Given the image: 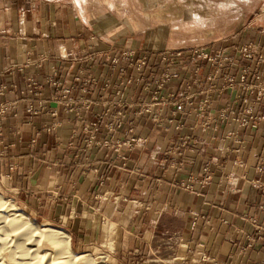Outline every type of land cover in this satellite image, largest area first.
<instances>
[{
    "label": "crops",
    "instance_id": "1",
    "mask_svg": "<svg viewBox=\"0 0 264 264\" xmlns=\"http://www.w3.org/2000/svg\"><path fill=\"white\" fill-rule=\"evenodd\" d=\"M84 8L82 0H0V104L11 107L0 135L1 180L22 205L43 208L38 201L46 200L47 219L62 222L78 249L109 244L114 259L127 264H210L203 254L220 264H264V234L257 232L264 228L257 187L264 183V122L236 120L247 106L243 68L264 78V65L240 58L235 42L194 43L163 92L189 91L190 114L157 105L170 120L164 131L139 111L136 102H149L151 93L134 83V69L123 61L114 71L103 55L119 56L130 41L104 40ZM53 72L58 87L47 81ZM88 76L96 79L90 88L83 85ZM196 79L226 86L212 94L211 115L234 111L206 130L194 111L205 97ZM114 104L125 107L123 118L105 114ZM263 112L256 104L253 115ZM109 124L119 126L114 132ZM136 138L146 141L136 145ZM182 140L189 144L183 156L167 153ZM116 143L123 145L116 150ZM56 192L66 200H53Z\"/></svg>",
    "mask_w": 264,
    "mask_h": 264
},
{
    "label": "rangeland",
    "instance_id": "2",
    "mask_svg": "<svg viewBox=\"0 0 264 264\" xmlns=\"http://www.w3.org/2000/svg\"><path fill=\"white\" fill-rule=\"evenodd\" d=\"M82 2L85 3L84 9L88 26H96L101 31L100 34L104 40L118 38L130 41L131 46L123 47L119 56L112 57L110 50L104 52L103 55L111 61L114 71L123 61L134 69L137 74L134 83L141 86L143 91L151 93L149 102H136L140 105L139 111L141 110L142 113L148 115L154 125L164 131L165 128H171L170 120L163 116L161 110H155L157 105L161 107L172 106L175 109L176 102H183L185 112L178 113L185 115L190 114V107L192 106L189 91L182 95L173 92L163 93L167 85L178 77L180 68L176 66L177 61L173 66L165 65L163 58L168 53L183 51V57L186 52L191 50L194 43L207 44V42L214 41L222 48L224 44L235 42L240 47L236 45L234 52L242 59L244 58L240 53V48L254 45L257 48V56L261 57V62L256 60L255 63L264 65V0H82ZM257 39L259 41L256 43ZM249 62L254 63V61ZM247 66L251 69V65ZM146 67L149 71L148 76L144 75ZM170 73L175 74V77L169 78L164 86L159 88L161 78ZM260 75L264 85V78L262 74ZM84 80L83 85L88 88L96 84V79L91 76ZM56 81L60 86V81L57 78ZM75 86L77 85L74 84L70 87ZM202 87L210 88V86ZM188 90H190V85H188ZM262 105L264 106L263 103ZM110 107L113 109L112 113L108 112L110 108L105 111V114H109V119L117 120L125 116V113L122 112L125 107L122 104H114ZM118 126L119 124H109L108 128L115 132ZM145 141V139L136 138L135 143L142 145ZM179 142L168 146L167 153L175 155L173 153L174 146ZM122 145L116 143L111 147L118 150ZM186 148H189L187 142L184 150ZM10 169L12 170L13 166ZM55 194H49V196L55 201L66 200L67 195L64 196L60 192ZM0 196L12 202L18 213L27 216L37 227L51 228L66 234L69 238V247L75 255L87 256L97 264H127L114 259V255L109 252L112 249V245L109 244H105L103 248L97 245H92L86 249L74 247L70 234L63 223L47 219L44 209L47 207L46 200L38 201L39 206L43 208L22 205L17 200L20 197L16 199L1 178ZM41 250L51 252L53 248L42 242ZM0 258L3 259L4 264H18L9 259L6 251L1 253ZM167 260H170L169 257ZM170 262L171 260L168 264Z\"/></svg>",
    "mask_w": 264,
    "mask_h": 264
},
{
    "label": "built area",
    "instance_id": "3",
    "mask_svg": "<svg viewBox=\"0 0 264 264\" xmlns=\"http://www.w3.org/2000/svg\"><path fill=\"white\" fill-rule=\"evenodd\" d=\"M256 49L257 48L254 45L244 46L240 48V53L244 59H247L249 61H254V62H256L257 60L261 62V57L257 56L258 52L256 51ZM183 54H184L183 51H176V52L168 53L167 56L163 58L166 63L165 65L173 66L174 63L179 58H181ZM218 56L220 57L221 60H223V55L218 54ZM204 59L208 61L214 60V58L207 56V55H204ZM195 71H197V69H195ZM56 75L57 74L53 72L50 76H48L47 81L52 86L58 87L59 83L56 81ZM171 77H175V74L173 75L170 73L169 75H166L163 78H161V83L159 84V88H162L164 84L166 83V81ZM250 78H253L252 83H248L247 81ZM208 80H213V78L208 77ZM227 82H228V85H233L234 83H236V81L233 78H228ZM194 83L199 89L198 91L199 94H205V98L200 101L199 107L194 110V111H197L196 113L200 119V126L203 130L210 128L213 122H216L217 120H221V119H227L230 114H233L234 111H232L228 107L221 109L216 114H213V115L210 114V111L212 110V106H213V95L212 94L215 93L219 96L222 93V91L226 88L225 85H222L220 87L210 86V88H203L202 87L203 83L200 79H196ZM239 83L242 84L241 88L247 94L245 97L241 99L243 103L247 104V106L242 109V112L245 114V116H242V117L237 116L236 120H238V122L241 125L251 124L253 127H257V124L264 122V114H260L257 116L253 115L256 104H259V103L264 104V85L262 83L261 75L253 73L250 67L246 66L242 70V74L239 78ZM30 86L33 90H37L39 88L37 83L33 81L30 83ZM5 90L6 88L2 87L0 93L3 94ZM175 104H176V107H175L176 112H185L183 102H176ZM10 113H11V107L8 103L0 104V135H1L2 123L10 115ZM165 131H169V128H165ZM185 146H186V142H179L176 146H174L173 153L176 154L177 156H183ZM263 164H264V157L262 156L260 158V165L263 166ZM257 187H259V189L262 192H264V183L257 185ZM196 219L192 223L193 226H195L196 224V221H197ZM249 220L253 224L255 225L257 224V221L255 219L250 218ZM257 232L264 234V228L258 227ZM188 243L189 242H187V244H184L186 248H187ZM201 259L203 261H209L210 264H220L219 262L216 261V259L208 258L205 254L201 256ZM181 263L185 264L187 262L182 260Z\"/></svg>",
    "mask_w": 264,
    "mask_h": 264
},
{
    "label": "bare ground",
    "instance_id": "4",
    "mask_svg": "<svg viewBox=\"0 0 264 264\" xmlns=\"http://www.w3.org/2000/svg\"><path fill=\"white\" fill-rule=\"evenodd\" d=\"M42 242L53 250L43 252ZM5 251L18 264H97L87 256L75 255L66 234L37 227L27 216L18 213L12 202L0 196V256ZM2 258L0 264H4Z\"/></svg>",
    "mask_w": 264,
    "mask_h": 264
}]
</instances>
